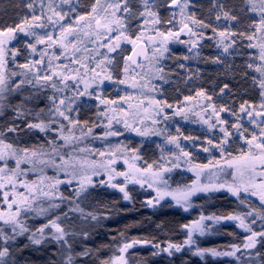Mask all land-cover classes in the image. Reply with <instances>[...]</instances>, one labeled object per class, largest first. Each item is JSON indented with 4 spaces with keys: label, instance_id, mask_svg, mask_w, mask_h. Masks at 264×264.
<instances>
[{
    "label": "rangeland",
    "instance_id": "374dc122",
    "mask_svg": "<svg viewBox=\"0 0 264 264\" xmlns=\"http://www.w3.org/2000/svg\"><path fill=\"white\" fill-rule=\"evenodd\" d=\"M128 2L132 8V12L130 14L121 12L118 15L126 17L125 22L128 23L127 34H130L133 39L143 33L141 40L137 41V43L141 42L145 44L147 60L140 64L141 67L136 66L133 68L129 64V71L125 73L123 71L125 58L128 57L133 45L121 38L119 42L120 48L115 52H109L107 47H102L101 45L109 44L111 40H114L118 34L117 32H112L110 37L107 34H103L97 38L96 32L100 31L104 33V30L97 28L95 19L89 17L85 21H80L79 24L76 23L78 16H88L92 12V7L96 4V0H70L69 3H64L63 0H0V30L6 29L9 26H15L23 17L30 18L35 14L43 17L45 27L38 28V30L35 29L36 31L34 32L41 36L51 33L54 39L59 38L61 43L68 45L67 49H64L59 44H53L51 47L48 46L47 42L36 44V39L32 36L33 44H36L37 48V52L34 54L30 48L26 49L21 45H16L12 48V39L5 45L7 53L5 56V60L7 61L6 66H8V56L13 60V63L20 65L39 60V54L46 53L43 65L38 66L41 68L40 74L42 75L45 69L48 68L49 61H51L52 70L57 72L64 70V65H67L69 69H79V72L65 70L66 75L75 77V79L67 81L69 83V91L63 97L65 105L61 106L62 110L65 111V114L71 120H78L80 122L79 124L72 125L68 120L63 118L64 123L68 127L66 131L62 132L63 135L78 138L73 139L69 144L78 143V141H80L78 144H88L84 151H77L70 155L73 161L76 162L77 176L79 177V175L84 173L91 174L92 167L90 166V162L106 163L109 159L113 158V154L116 160L113 167L117 171H130L129 165H135L136 168H146L149 164H152L153 171L157 170L161 165L165 166L172 152H179L175 145L167 143V138L169 136H176L181 144L182 139L180 136L182 129L180 130V128L182 127L167 125L160 137L156 139H145L132 129L144 131L147 127H152L154 124L162 121L173 123L176 113L188 101L185 97H192L194 99L198 97L197 92L199 91H204L207 95L212 96L211 101L205 100V107L201 110L204 120L200 122V127L203 126L202 134L204 140L207 141V144H204V146L210 147L211 150L209 151V157L205 159L198 154L191 155L192 162L195 164H206L209 160L214 159L221 160L223 164L224 160L239 156L242 151L248 152L249 145L246 143V139H251L253 133L258 137L261 135L257 124H260L261 119L264 118H255L256 124H253L246 114L239 113L237 107L241 105V102L250 101L252 105L256 106V111H261L259 105L264 100V97L260 95L261 89L259 87V81L264 76H262L261 72L256 71L257 67L264 69V60L260 58V45L264 44V29L257 30L261 19L260 0H180V6L171 5V0H149V3L153 5L152 11L157 12L159 15L161 22L158 25L151 22L152 17L147 15L144 17L139 16V13L144 11L142 0H128ZM253 2L255 3L254 11L252 10ZM28 3L33 4L32 9L27 7ZM112 3H115V0H100L99 5H97V12L93 13L92 16L100 19L106 14L104 9ZM184 5L186 7H183V12H181V6ZM50 7L58 12L67 13V16L55 25L49 23L47 17L53 15ZM107 11L110 13L112 9L109 8ZM225 11L230 16H235L236 19H225L223 15ZM217 15L221 17L219 20L216 19ZM193 18L210 26L208 28L197 26L192 22ZM56 19L53 16V20ZM145 19L149 20L148 24H144ZM168 21H171V23ZM101 22L103 23V21ZM68 24H71L76 30L71 35H68L67 39H64L61 36L60 27L61 25ZM88 24L91 27H88ZM183 24H187L196 35H192L187 28L183 32H180L179 30L183 27ZM213 28H216L217 32H213ZM225 29L230 33L236 34L229 36L225 40V44H232V41L235 40V43L232 44L227 53L223 51V46L218 45V41L221 39L218 32ZM157 31L184 33L186 39L182 40L181 43H176L173 40L171 41L170 37L166 42L167 51H164L160 45L163 37L157 36ZM240 33L244 35L242 36ZM248 36H252L253 39L251 41L248 40ZM73 44L79 51L73 49ZM194 44L196 45L195 47H193ZM249 44L255 45V47H249ZM13 51L18 53L15 57L12 55ZM105 55L112 59L113 63L109 65L105 62L102 67L97 68L96 63L104 61ZM56 57H59V59H56ZM74 58L79 59L80 63H73ZM217 58H219L218 62H214ZM84 64L88 67L84 68L81 66ZM249 64L252 65L251 68L248 67ZM91 68H95V72L100 75L97 76L88 70ZM108 73L112 75L113 79H104L101 84V79ZM122 79L126 80L127 83L120 84L118 81ZM58 82L60 83L59 80ZM134 82L138 85L135 88L130 86ZM225 84L229 87L221 94L220 89ZM142 85H147V87H141ZM199 98L203 97L200 96ZM155 100L161 101L162 104H170L172 107H164L163 112L160 113L159 108L153 103ZM101 101H115V103H101ZM202 101L201 104L204 103L203 99ZM209 103L214 104L217 110L222 105L231 109L233 112L239 114L240 120L238 121L237 117L231 115L230 112H220V118L227 121V124L221 125L217 121L216 114L213 113L212 108L208 107ZM69 105L72 108L71 111H67ZM102 108L104 109L103 114H101L102 116H96V112H101ZM101 119L102 122L96 125L100 131L95 132V136L97 137L81 142L84 136L82 133H87L89 126H93L96 121H100ZM206 119L209 121L207 125L204 122ZM85 121H87V124L84 123ZM237 122L242 124V128L239 130L232 127ZM125 124L130 127H125ZM221 127L226 128L231 133L227 137V144L224 145L226 149L224 157H221L219 149L214 147L215 144L225 139L223 132L220 131ZM244 129H247V131L244 132V139H242L240 132ZM109 131L119 134L105 136V133ZM59 136L57 138L60 140L59 142L65 144ZM208 140H211L213 143L211 145L208 144ZM251 149L254 153H259V149L255 147V143L251 146ZM100 152H103L104 156H100ZM228 153L231 154V157L228 156ZM23 155L20 154V157H23ZM70 156L65 159H68ZM183 159L187 163L186 158L183 157ZM82 161H88L89 164L81 168L79 162ZM189 168L190 165L187 170L183 171L190 176L180 175L176 180L172 181L173 184L169 183L173 170L163 173L164 179L168 181L169 190L184 188L187 185H191L197 179L196 172L190 171ZM59 170L57 169V171ZM68 171L70 172L71 168ZM99 171L101 172L99 176L106 178L107 182V176L103 174V170ZM132 171L134 173V169ZM231 171L232 169H227V172L230 173ZM256 171L260 172L264 171V169L258 165ZM59 172L65 174L64 170H60ZM134 174L142 182L144 180L151 182L152 180L150 173L144 174V176H141L139 173ZM9 176H12L14 180L15 176L7 173L3 177L1 174L0 181H6V185H8L7 180ZM95 177L97 176H93L92 178ZM70 178L69 176L68 179ZM221 179L231 181V176L222 175ZM260 179L264 178L256 176L257 182ZM35 181H37L39 188L43 189V191H53L48 186L50 183L48 180L45 179L40 183V177H38ZM200 181L202 183L209 181V171L201 174ZM73 182L76 183L77 189L79 187L78 179L73 180ZM148 182H144L143 186H141V183L129 182L127 186L135 185L138 188H145V190L151 193L150 200H153L155 203V188L163 187V185L154 184L152 188H149ZM113 183L124 184V177H116ZM60 185L57 186V189ZM115 189L119 191L118 188ZM4 192L9 193V201L14 198V192L23 193L29 196L30 199L34 195L36 197L34 201L49 199L40 195L35 187L31 195L24 187L22 189H14L12 186L10 190L2 189L0 191V212L5 213L8 212V205L4 200ZM211 193H223L235 200H240L239 203H241V200L249 202L250 205H247L249 208L264 209V205L261 204L259 197L253 196L250 193H241L240 198H237L226 190H221L210 193H198L191 199L203 197ZM15 198L19 202L20 197L15 196ZM164 200H171L175 203L171 197H166ZM245 204L243 203V205ZM178 207L185 211L183 207ZM14 210L15 206L13 207ZM251 211L253 209H249L247 212ZM243 213H235V215L245 216L246 213ZM253 214L256 213L254 212ZM199 218L197 217L195 220H199ZM247 218L248 216H245L246 223H248ZM192 222H189L187 225H190ZM215 223L214 221H205L206 225H213ZM219 223L233 224L237 230L241 231L244 235L246 234L244 241L243 236L237 235L240 243L242 240V245L244 246L248 242L247 237L251 233L239 227L238 221L221 220ZM0 224L5 225L2 220H0ZM37 225L39 226V224ZM184 231L187 237V230L184 229ZM194 235L200 234L197 232L193 233Z\"/></svg>",
    "mask_w": 264,
    "mask_h": 264
},
{
    "label": "trees",
    "instance_id": "16d2710c",
    "mask_svg": "<svg viewBox=\"0 0 264 264\" xmlns=\"http://www.w3.org/2000/svg\"><path fill=\"white\" fill-rule=\"evenodd\" d=\"M35 29L38 30V28ZM35 29L33 31H36ZM184 39H186L184 33L180 32L178 37H171V41L173 40L176 43H181ZM12 42V48L21 45L27 49L28 44H33L32 36L20 32H17L16 38ZM23 71L8 56V66H6L5 73L9 77L8 87L10 89L15 88L16 84L24 78L21 75L12 76L11 73H21ZM29 78H32L31 73H29ZM56 83L58 88L64 87L58 80H56ZM67 84L68 87L60 92L52 89L50 85L42 87L36 84L33 79V84L26 83L18 91H6L3 94L5 99L2 101L4 107L0 109V132H3L4 135L0 136V139L4 140L5 143L12 144L13 148L17 150L18 157L23 154L19 150L24 148L54 155L51 151L53 145L49 141L55 142L60 155L64 158L86 148L88 144H78L80 141L67 145L61 144L57 138L61 131H66L67 124L64 123L63 117L54 113V109L51 116L48 111L49 108H52L48 97L55 96L58 102L59 99L68 94L69 83ZM199 97L184 103L181 108L183 111L179 115L176 114L173 123L169 122L171 123L169 124L162 121L152 127H147L144 130L147 134L142 137L145 139L159 138L165 126L177 125L182 127L180 128V130L182 129L181 147L191 155L198 154L204 157L203 159L209 157L211 149L204 146L207 141L204 140L202 134L203 126L200 127V122L204 120L201 110L205 107V99ZM202 99L204 100L203 104H201ZM248 102L250 103V101ZM17 105L20 106L19 112L24 113V115L18 114ZM41 108L45 110L41 116L43 120L47 122L52 118L56 121V123L50 125V129L45 133L27 127L28 123L36 122L35 113L39 112ZM239 108L240 106L237 107L238 110ZM29 110L31 114H29ZM103 112L104 109L102 108L101 112H96V116H102ZM241 115L243 116V114ZM205 121H207L206 125L209 124L207 119ZM99 122H102V119L96 121L93 126H89L92 132L84 135L81 142L97 137L95 132H100L96 126ZM60 125L64 126L63 129L60 128ZM9 127H15L16 131H7ZM185 137H191V139H185ZM205 147L209 149L208 152L203 151ZM176 156H180V152L173 151L169 160L165 163V167L173 170V174L170 176V184L180 175L190 176L184 172L189 164L185 163L184 159L182 160V156L179 161H176ZM42 158L48 159L49 157L46 155ZM55 159L57 163L60 162L59 156H55ZM15 161V158L11 156L7 157L6 161H0V167H4L7 163L4 174H12V170L16 169ZM174 161L179 164V167H172ZM41 167H43L42 173L39 170ZM17 171L19 175H15L13 181L31 183L42 175L65 181L55 191L56 198L54 200L44 199L32 202L33 208H47L49 203H57L60 205L58 209H51L44 215H37L35 211H22L19 219L34 231L49 219L57 215L61 216L60 223L69 233H72V235L66 237L71 249L69 250L63 242L58 244L51 241V239L41 245H32L27 239L29 233L16 236L14 241H9L6 245L3 236H0V249L5 246L9 248L10 255L6 258L7 264H64L68 255L73 257V264H101L103 260H110L118 256L120 253L119 248L125 242H131L133 239L139 240L141 243L136 244L124 254L129 264H264V238H257L260 242L257 243L255 248L245 249L242 243L246 234L244 235L237 230L233 224L215 223L208 225L209 229L204 235L193 236L194 244H184L187 237L182 225L194 221L201 215L244 214L243 212L246 213L249 209H254L248 207L250 204L247 201H244L245 205H248L246 207L243 203H239L240 200H235L226 194L211 193L191 199L192 206L187 211H183L171 200H163L155 206H149L147 201L151 199V193L145 188H138L135 185L127 186L131 199L125 200L123 199V193L108 186L106 178L103 176L92 178L94 186H89L85 193L77 197L75 194L76 183L73 181L70 185L66 183L69 176L60 173L57 168L38 165L37 168L33 169L31 164L22 162L20 169ZM3 173H0V176L2 174L3 177ZM100 180H104L105 183L101 185ZM0 183L4 184L0 191L2 189L10 190L13 186L9 182L6 185V181L2 180ZM15 188L22 189V186L20 183H15ZM76 205H79L85 214L93 213L98 219L92 220L90 216L83 218L79 211H72ZM257 210L264 211L262 208ZM64 213H67V217L63 215ZM253 219L256 220L255 224L251 223ZM247 222L254 231H264V221L256 218V214L248 216ZM0 229L8 236L14 235L10 224H0ZM85 232L88 233L87 237L84 236ZM237 235L243 236L241 243ZM143 241H149V243H143ZM169 243L182 245L181 251L176 252L173 249L171 255L162 251V249L167 248ZM25 245H28V247H25ZM233 246L238 250H235ZM197 248H215L221 252L235 251V255L212 256L210 253H206L201 257L194 255ZM85 250H90L88 255H79Z\"/></svg>",
    "mask_w": 264,
    "mask_h": 264
},
{
    "label": "snow or ice",
    "instance_id": "6c2138e0",
    "mask_svg": "<svg viewBox=\"0 0 264 264\" xmlns=\"http://www.w3.org/2000/svg\"><path fill=\"white\" fill-rule=\"evenodd\" d=\"M64 3H69L70 0H63ZM100 0H96V4L92 7V12L88 14V16L80 15L76 18V23L79 24L80 21H85L89 17L92 19H95V23L97 25L98 29H103L104 33H101L100 31L96 32L97 38H99L103 34H107L110 37V34L112 32H117L118 34L114 38V40H111L109 44H102V47H107L109 52H115L118 48H120V40L121 38L124 39L129 44L133 45V55L139 56L141 55L140 52L136 51L137 41L141 40V36L143 33L137 35L135 39L132 38L130 34H127L128 29V23H126V17L120 16L118 13H125L130 14L132 12V8L129 5L128 0H115V3L107 5V8L104 9L105 15L101 17L100 19H96L94 16H92L93 13L97 12V5H99ZM144 11L139 13L140 17H144L145 15L152 17V23L158 25L161 21L159 18V15L157 12L152 11L153 5L149 3V0H142ZM171 5L180 6V0H171ZM27 7L29 9L33 8L32 3H28ZM183 7H186V5L181 6V12H183ZM112 9V11L109 13L107 10ZM50 10L52 11V16L47 17V21L49 23H52L55 25L59 21H62L67 16V13H62L56 11L54 8L50 7ZM253 11L255 10V3L253 2ZM260 12H261V19L259 22V28L264 29V0H260ZM224 18L225 19H231L235 20V16H230L228 12H224ZM53 16H55L57 19L53 20ZM221 17L217 15L216 19L219 20ZM103 21V23L101 22ZM171 23V21H168ZM197 26H201L204 28H208L210 25L204 24L202 21H197L193 18L192 21ZM149 20L145 19L144 24H148ZM88 27H91L90 24L87 25ZM45 23L42 16L33 14L30 18L29 17H23L19 23H17L15 26H9L6 29L0 30V109L4 107V104L2 101L5 99L4 93L6 91H18L21 86L24 84H33V79L35 80L36 84L41 85L42 87L44 85H50L52 89L56 91L63 92L64 88L68 87L67 81L70 79H75V77L68 76L65 74L66 71H75L79 72V69H69L67 65H64V70L62 71H54L52 70L51 61H49L48 68L45 69L44 74L41 73V68L38 66L43 65L44 56L46 53H40V59L31 61L29 63L20 64L19 67L23 69L24 71L21 73L13 72L11 73L12 76L21 75L24 78L19 81L18 84H16L15 88H9L8 87V75H6L4 69L6 67L7 61L5 60L6 56V48L5 45L11 41L12 39L16 38L17 32L24 33L25 35L34 36L36 39V44H44L48 43V46L51 47L53 44H59L60 47L67 49L68 45L61 43L59 38L54 39L53 35L51 33H48L44 36L39 35L38 33L34 32L33 29L35 28H44ZM187 28L192 35H196L195 32L192 31L191 28L188 27L187 24H183V27L180 28V32H183L184 29ZM76 29L73 28L71 24L68 25H61L60 27V33L61 36L64 37V39H67L68 35H71ZM213 32H217L216 28L212 29ZM156 35L159 37H163V40L160 41V45L163 48L164 51H167L166 42L170 37H178L179 32L173 33L172 31H168L167 33L157 31ZM219 37L221 39L218 41L219 46H223V51L227 53L229 51V48L232 46V44L235 43V40L232 41V44H225V40L229 38V36L236 35L235 33H230L227 29L223 31L218 32ZM240 35H244L243 33H240ZM151 40V38H149ZM248 40H252V36L247 37ZM36 44H28L27 47L31 49L32 53L37 52ZM196 45L194 44L193 47ZM249 47H255V45L249 44ZM73 49L75 51H79L78 48L73 44ZM18 53L16 51H13L12 55L15 57ZM143 54L146 57V51L143 52ZM260 58L261 60H264V44L260 45ZM56 59H59V57H56ZM219 58H217L216 61L218 62ZM107 63L111 65L113 63V60L110 59L107 55L104 57V61H99L96 63V67H102L104 63ZM129 62L132 64H136L137 67H141V65L133 59V56H128L125 58V66L123 71L125 73H128L129 71ZM73 63H80L79 59H73ZM84 68H87L88 66L86 64L81 65ZM249 68L252 67L251 64L248 65ZM35 68V71L33 69ZM89 71L95 73V75H100L99 73L95 72V68L88 69ZM162 71V70H161ZM256 71L261 72L262 76H264V69H261L260 67H257ZM29 73L32 74V78H29ZM59 80L60 83L64 85L63 88H58L56 80ZM112 80L113 77L110 73L105 75L103 79H101L100 83H103V80ZM134 79V78H133ZM120 84L127 83L126 80H119ZM131 87L135 88L137 87V83H132L130 85ZM141 87H147V85H142ZM228 85L225 84L224 87L220 89V93L223 94L225 92V89H228ZM259 87L261 89V97H264V78H262L259 81ZM197 96L204 97L205 100L211 101L212 96L207 95L204 91L197 92ZM123 99V98H122ZM186 100L192 99V97H185ZM48 100L52 104V108H49V114L54 113L63 117L65 120H68L70 124L76 125L80 122L73 121L71 118L65 114V111L62 110L63 105H65V99L61 98L57 102L55 96L48 97ZM101 103H115V101H101ZM153 103L159 108V112L162 113L164 107H172L170 104L163 103L159 100L153 101ZM208 107L212 108V111L214 114H216L217 121L221 124H227V121L220 118L219 113L220 112H230L231 115L236 116L237 120H240V116L238 113L233 112L231 109L221 106L219 110H217L216 106L214 104L209 103ZM20 106H16V110L18 111L19 115H24V113L19 112ZM259 108L261 111H256V106L250 104L248 101H244L241 103L239 108V113L246 114L247 117L250 118L251 122L253 124H256L255 118H264V100L261 101ZM72 108L69 105L67 108V111H71ZM44 109L41 108L39 112L35 113L36 122H30L28 123L27 127L29 129H36L39 130L41 133H45L50 129V125L52 123H56L55 119L50 118L47 122L41 118L42 114L44 113ZM183 110L181 109L176 114H181ZM29 114H31L29 110ZM159 114V113H158ZM167 119V117H165ZM87 124V121L84 122ZM111 121L109 122L110 126ZM155 123V121H154ZM207 123V121H205ZM264 119H261L260 124H257V127L260 128V136L258 137L255 133L252 134L251 139H246V143L249 145V151L248 152H241L239 156L231 157V154L228 153V156H230V159H226L223 161V164L221 163V160H209L206 164H195L192 162L191 159V153L184 150L183 147H181L179 143V139L176 136H169L167 138V143L175 145V147L179 150L180 156H176V161H179V159L182 157L186 158V162L190 165L189 170L195 171L197 175V179L193 181L191 185H187L184 188H176L169 190L168 181L164 179L163 173L171 171V168L165 167L164 165H161L157 170L153 171V165L149 164L146 168H136L135 165H129L130 171L124 172V171H117L113 165L116 163V160L114 158L109 159L106 163H97L96 161L90 162V166L92 167L91 174H81L79 177L77 176L76 172V162L73 161V158L70 156L68 159H65L64 156L60 155L57 147L55 146L54 141H49L52 147V154L45 153L43 151L37 152V151H30L27 148L21 149V151L24 155L23 157L17 156V150L13 148V145L10 143H5L4 140L0 139V161H6L8 156H11L15 158L16 160V169L12 170V175H19V172L17 170L20 169V165L22 162H26L32 165L33 169L37 168L38 165H42L44 167H54L60 170H64L65 174L67 176H70L71 178L66 181L69 185L72 183L73 180L78 179L79 187L76 189V196L80 197L83 193H85L89 186H94L92 177L93 176H99L101 175V172L99 170H103V174L107 176V183L108 186L112 188H118L121 193H123V199L130 200L131 197L129 195V192L127 191V183L133 182V183H141V186H143L144 182H148L147 180H144L143 182L136 177L134 173H139L141 176H144V174L150 173L151 174V182H148V187L152 188L154 184L163 185V187H156V197H154L153 200H149L148 204L151 206H155V204H158L161 200H164L166 197H171L172 200L175 201L176 205L183 207L185 211L188 210L189 207H191V198L198 193H210V192H217L221 190H226L231 195L240 198L241 193H250L253 196H258L259 200L262 205H264V179H260L259 182L256 181V176H260L264 178V171L257 172V166L259 165L262 169H264ZM63 125H60V128L63 129ZM125 127H130L129 125L125 124ZM212 127V125H210ZM233 128H236L237 130L242 128V124L237 122L236 124L232 125ZM133 131H137L139 135L143 136L147 133L144 131H140L139 129H132ZM7 131L15 132V127H9ZM221 132H223L225 139L222 140L220 143L215 144L214 147L219 149L221 157L225 156L226 149L224 147L225 144H227V137L231 135V133L224 127H221ZM247 131V129H244L240 132V137L244 139V132ZM92 129L89 128L87 130V133H82V135L91 134ZM119 133L114 131H109L105 133V136L108 135H118ZM159 134V133H156ZM4 133L0 132V136H3ZM60 139H62L65 142V145L69 144L73 139H78L71 136H65L63 135L62 131L59 136ZM185 139H191V137H185ZM213 142L211 140H208V144H212ZM255 143V147L259 149V153H254L251 149V146ZM81 151H84L81 149ZM203 151L208 152L209 149L207 147L203 148ZM48 156V159H43L42 157ZM100 156H104L103 152L99 153ZM175 155V154H173ZM55 156L60 157V163L58 164L56 162ZM35 158V159H33ZM138 158V157H137ZM80 167L83 168L86 164H89L88 161H82L79 162ZM127 163V161H126ZM172 167L176 168L179 167V164L177 162H172ZM5 168H7V163H5L4 167H0V173H3L5 171ZM71 168V171L69 172L68 169ZM134 169V173L133 170ZM215 169V171H213ZM227 169H232V171L229 173L227 172ZM41 173L43 172V167L39 169ZM209 171V181L207 183H202L200 181V176L203 172ZM231 176V181L228 179H221V176ZM124 177V184H118L113 183L116 177ZM48 180L49 188L53 191H43V189L39 188V184L37 181H32L31 183L28 182H21V181H13L12 176L8 177V182L13 185V188H15V183H20L22 187H24L28 193L31 195L33 193V188L35 187L36 191L43 195L44 197L49 198L50 200H54L56 198V192L57 186L61 183H65V181H61L59 179H54L52 177H40V183H42L44 180ZM99 183L103 185L105 183L104 180H100ZM4 184L0 183V188H3ZM4 200L8 205V212H0V220H2L5 224L12 225V232L14 233L13 236H8L4 234L3 230L0 229V236H3L5 245L9 241H14L16 236L24 235L25 233H29L27 236V239L29 240L30 244L32 245H41L45 241L51 239V241H54L56 243L63 242L64 245L68 247V249H71V245L69 244L66 237L69 235H72V233H69L64 226L60 223L61 216L57 215L52 219H49L46 223L43 225L37 227L34 231H32L29 227H27L23 221L19 219L22 211H35L37 215H44L49 212L51 209H58L60 207L57 203H49L48 207H39V208H33L32 202L36 199L34 195H32V198L30 199L29 196L24 195L23 193H13L14 198L9 201V193L4 192ZM15 196H19V202L15 198ZM63 199V197H61ZM241 203H244V200H241ZM15 206V210L13 211V207ZM72 211H79L81 213V216L83 218H87L88 216L91 217L92 220H97L98 217L93 213H84V210L79 207V205H76ZM256 213V216L258 219L264 221V211H260L257 209H253V211L248 212L245 214V216H252L253 213ZM65 217H67V213L63 214ZM245 216L241 215H235V214H229L227 216H217L215 214L210 216H204L201 215L199 220L193 221L190 225H182L184 229L187 230V239L184 241V244L191 245L194 244L195 241L193 240V233H199L200 235H204L206 231L209 229V226L205 224V221H214L216 223H219L221 220H235L238 221V226L243 228L245 231L250 232L251 235L247 237V243L244 245L245 248L251 249L255 248L257 243L260 241L257 239L264 238V231H254L249 223H246ZM252 224L256 223V220L253 219L251 221ZM88 233L85 232L84 236L87 237ZM141 243L139 240L133 239L131 242H125L122 247L119 248V252L121 255L115 256L111 258L110 260H103L101 261V264H129L128 259L124 255L128 252L129 249L133 248L136 244ZM143 243H149V241H143ZM25 247H28V245H25ZM158 247V246H157ZM182 245L180 244H172L169 243L167 248L162 249V251L168 252L170 255L172 254L171 250H175L176 252L181 251ZM235 250H238L233 246ZM90 250H85L82 253H79L81 256H86L89 254ZM206 253H210L212 256H234L235 251H217L215 248H197L194 255H199L203 257ZM10 255L9 248L7 246L0 249V264H7L6 258ZM155 255V253H154ZM259 255V254H257ZM64 264H73V257L71 255H68L67 258L64 261Z\"/></svg>",
    "mask_w": 264,
    "mask_h": 264
},
{
    "label": "water",
    "instance_id": "95a60500",
    "mask_svg": "<svg viewBox=\"0 0 264 264\" xmlns=\"http://www.w3.org/2000/svg\"><path fill=\"white\" fill-rule=\"evenodd\" d=\"M136 51L137 52H140L141 55L139 56H134L133 55V48L132 50L130 51L129 55L128 56H133V59H135L139 64L145 62L147 60V55L145 57V55L143 54L144 51H146V54H147V49H146V46L145 44L141 43V42H138L137 43V46H136ZM130 66L131 67H136V64H132L131 62H129Z\"/></svg>",
    "mask_w": 264,
    "mask_h": 264
}]
</instances>
